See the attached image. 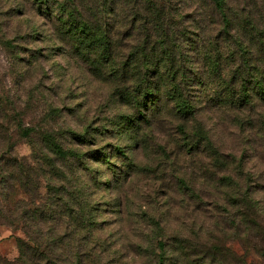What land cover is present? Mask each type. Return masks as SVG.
<instances>
[{"label": "rangeland", "instance_id": "1", "mask_svg": "<svg viewBox=\"0 0 264 264\" xmlns=\"http://www.w3.org/2000/svg\"><path fill=\"white\" fill-rule=\"evenodd\" d=\"M244 1L251 11L255 10L253 1H263L264 7V0ZM11 4L12 0H0V9L6 11ZM251 15L256 14L252 11ZM8 25L10 37L13 28L24 35L42 27L34 15L9 18ZM28 43L21 42L17 51L35 49ZM42 51L39 64H24L0 48V98H7V107L13 110L7 112L11 122L1 118L6 110L0 116V143L3 147L8 135L12 156L21 163L16 169L20 176L15 178L11 167L5 172L7 183L13 182L15 189L6 205L14 221L0 224V264L15 263L20 243L38 228L44 240L62 243L53 249L55 264H135L133 245L145 236L139 234L140 229L150 231L151 226L152 235L159 234L166 242L184 237L208 252L214 244L217 250L210 252L223 260L264 264V108L257 109L259 114H248L252 123L246 120L243 128L224 110L201 114L219 149L242 161V169L231 165V180L205 169L204 163L191 165L177 152L174 131L163 127L157 142L171 152L172 160L162 159L152 142L147 150L129 151L133 172L124 185L108 194L104 168L98 161V150L108 141L103 137L105 119L116 114L107 99L108 87L89 82L85 70L68 63L56 50ZM14 121L33 127L35 133L19 136ZM74 131L89 136L77 152L83 156L78 160L57 157L49 140L72 148ZM126 161L119 158L116 164L123 167ZM19 177L17 188L14 180ZM248 199L258 215V234L247 230ZM41 217L45 226L39 222ZM152 219L162 230L154 228ZM92 239L99 243L89 251ZM162 255L169 263L171 253Z\"/></svg>", "mask_w": 264, "mask_h": 264}, {"label": "trees", "instance_id": "2", "mask_svg": "<svg viewBox=\"0 0 264 264\" xmlns=\"http://www.w3.org/2000/svg\"><path fill=\"white\" fill-rule=\"evenodd\" d=\"M262 3L253 1L254 16L244 0H12L6 11L0 9V48L24 64H39L42 50L54 49L68 63L85 70L89 82L108 87L107 99L116 114L105 119L103 137L108 141L98 150L108 194L124 185L133 172L129 151L147 150L153 143L162 159L172 160L171 152L157 142L163 127L174 131L177 152L191 165L204 163L205 169L219 172L227 181L231 180V165L242 169V161L219 149L201 114L224 110L243 128L251 118L248 114H259L257 109L264 108ZM26 15L39 18L45 31L34 27L31 34L23 35L13 28V36H8L9 18ZM30 39L32 43L27 42ZM21 42L35 49L17 51ZM3 100L0 98V116L6 110L1 118L11 122L8 114L13 110L7 107L8 99ZM18 122L13 126L19 136L35 133L33 127ZM71 136L72 148L49 138L57 157L78 160L83 156L77 152L89 136L77 131ZM6 138L3 147L0 143V224L14 221L6 205L15 189L13 182L7 183L5 172L11 167L16 178L21 166L12 156L8 135ZM119 158L127 160L123 167L116 164ZM14 183L20 188V177ZM116 206L119 208L118 201ZM246 207L247 230L258 234V215L253 213L250 199ZM44 220L39 219L43 226ZM152 221L156 230L161 229L158 221ZM26 226L32 230L31 225ZM40 233L38 228L26 235L13 264L56 263L53 249L62 243L44 240ZM139 234L145 236L133 245L135 264L139 259L150 264H237L213 255L214 244L208 252L184 237L166 242L159 234L152 235V226L150 231L140 229ZM98 243L89 240V251ZM166 251L171 253L169 263L162 255Z\"/></svg>", "mask_w": 264, "mask_h": 264}]
</instances>
